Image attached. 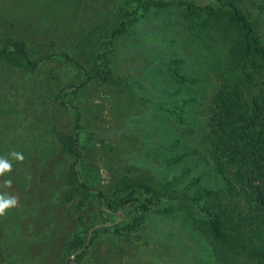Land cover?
<instances>
[{
    "label": "rangeland",
    "instance_id": "obj_1",
    "mask_svg": "<svg viewBox=\"0 0 264 264\" xmlns=\"http://www.w3.org/2000/svg\"><path fill=\"white\" fill-rule=\"evenodd\" d=\"M127 1L0 0V47L18 37L33 58L48 56L33 71L0 62V156L12 163L0 192L18 197L0 216V264H66V243L100 221L96 198L87 199L83 223L80 197L62 202L72 157L57 132L75 135L79 174L106 198H114V185L126 177L157 188L171 182L181 196L227 212L247 243L264 250V224L245 189L229 185L206 139L223 96L264 105V73L250 62L247 74L233 69L214 10L178 0L148 1L112 37ZM239 5L263 21L250 0ZM61 51L84 69L64 61ZM104 71L105 81L97 77ZM12 151L22 152L23 162L8 156ZM7 179L10 188L3 187ZM115 215L107 229L95 228L81 262L261 264L213 239L186 208Z\"/></svg>",
    "mask_w": 264,
    "mask_h": 264
},
{
    "label": "trees",
    "instance_id": "obj_2",
    "mask_svg": "<svg viewBox=\"0 0 264 264\" xmlns=\"http://www.w3.org/2000/svg\"><path fill=\"white\" fill-rule=\"evenodd\" d=\"M150 0H128L126 10L112 31V37L120 35L145 4ZM195 8L211 9L222 22L219 24L220 37L229 41L230 61L233 69L246 73L248 62L259 73H264V0H250L254 9L263 18L257 22L242 9L240 0H178ZM59 55L64 61L84 69V67L66 52ZM47 55L31 56L27 43L18 37H7L0 47V62L15 68L33 71L47 58ZM86 71V70H84ZM97 77L107 80L106 72ZM247 74V73H246ZM96 77V75L94 76ZM210 135L206 138L214 147V154L221 170L227 173L229 185L239 186L246 191L250 206L264 224V105L243 98L223 96L217 102ZM79 118V115H77ZM57 140L63 150L72 157L65 181L67 188L62 202L72 203L79 196V215L83 223L86 219L87 199L92 196L99 201L97 223L86 224L83 236H76L66 243L70 250L66 264H84L80 259L87 250L95 228L102 231L111 226L115 212L133 209L141 212L144 207L165 210L170 206L186 208L191 215L204 221L213 239L224 245L239 248L253 259L264 264V250L251 247L243 232L236 224L227 222V212L218 214L200 205L196 198L181 196L172 189L171 182L162 187H154L138 178H122L114 185V198H106L102 190L91 188L82 180L78 170L80 148L73 134L57 132ZM212 200L213 198L209 196ZM116 205V206H114ZM120 218V215H117ZM114 224V223H113Z\"/></svg>",
    "mask_w": 264,
    "mask_h": 264
},
{
    "label": "clouds",
    "instance_id": "obj_3",
    "mask_svg": "<svg viewBox=\"0 0 264 264\" xmlns=\"http://www.w3.org/2000/svg\"><path fill=\"white\" fill-rule=\"evenodd\" d=\"M12 159L23 162L24 155L22 152L19 151H12L8 154ZM12 171V163L11 160L0 156V177L4 176L5 173ZM3 187L10 188L12 186V180L7 179L3 182ZM18 204V197L14 194H10L8 192H0V216H3L6 214V210L10 208H14Z\"/></svg>",
    "mask_w": 264,
    "mask_h": 264
}]
</instances>
